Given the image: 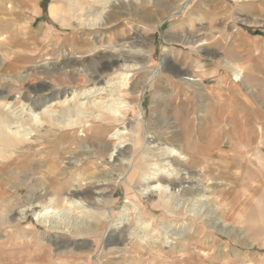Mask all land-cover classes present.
Wrapping results in <instances>:
<instances>
[{
	"label": "rangeland",
	"instance_id": "obj_1",
	"mask_svg": "<svg viewBox=\"0 0 264 264\" xmlns=\"http://www.w3.org/2000/svg\"><path fill=\"white\" fill-rule=\"evenodd\" d=\"M255 31L264 0H0V103L40 120L28 140H0V264H264V100L233 75L238 34ZM124 72L119 116L41 118L85 89L112 98ZM49 198L74 200L90 229L40 225ZM190 202L210 213H186ZM137 221L151 246L128 237Z\"/></svg>",
	"mask_w": 264,
	"mask_h": 264
},
{
	"label": "bare ground",
	"instance_id": "obj_2",
	"mask_svg": "<svg viewBox=\"0 0 264 264\" xmlns=\"http://www.w3.org/2000/svg\"><path fill=\"white\" fill-rule=\"evenodd\" d=\"M123 61H132V64L124 66L126 68H134L136 64H138L137 58H132L130 60L124 58ZM70 67L73 68L74 66L71 65ZM129 74L125 72L121 73L113 82L110 83L108 92L109 94H112V98L104 99L102 97H94L92 89H85L82 92L76 93L77 97H79V100L76 104L73 105V107H65L61 110H54L51 107H47L40 112L41 118L42 116H44L53 126L59 128H67L76 124H85L87 118L90 117L103 119L106 116H119V114H121L119 113L120 109L123 108V101L121 97L119 95H116L115 93L118 89L127 85V77L129 76ZM233 75L235 79H238L240 76V69L233 68ZM186 78L187 84L189 81L195 80L194 77L190 76ZM145 83L146 80H143L141 82V85H144ZM101 90H107L106 86L101 87ZM138 91H140V89ZM84 98L87 101L81 100ZM10 103L11 102L9 101L0 103V140L22 143V141L28 140L30 135H32V129L28 124L36 125L40 123L39 114L33 112L24 114L22 113V110L18 112L19 110L16 111L14 108H11ZM122 131L123 129L116 131L113 136L120 139ZM162 151L164 155H177L181 153L179 151V148L177 149L173 146H167ZM151 171L153 172L154 176L162 172L167 175L171 174V171H169L167 168L159 167L157 164H153V166H151ZM149 179H151L150 176L147 180ZM153 188L155 189V191H161V193L164 195L168 190L167 185L158 182L153 185ZM148 189L145 190L147 191ZM171 199H173V197L168 195L166 202H170ZM66 204L67 205L65 207L57 209L56 207H53L51 198H49L48 200H45V202L39 203V208L33 210L32 215L40 225L44 226L47 229L54 230L62 227V229L71 232L78 230H89L91 227L89 221L91 218H93L92 214L89 215L85 213L80 216H75L72 214V211L76 208L79 209L80 206L75 204L74 200L72 199H69ZM184 211L188 214H192L193 216L200 215L202 211H205V213H203L204 216L210 213V210L206 208V204L204 202H190L185 206ZM125 215H127L126 211L122 210L118 217L119 224L123 223ZM137 224V228L133 231H130L128 233V237L137 240L145 246H151V244L153 243L151 238L154 232L152 229H149L151 226L149 225L150 227L148 228V224H141L138 221ZM168 228L169 227H167V229ZM176 231L177 232L175 234L178 238V230ZM118 239L120 240L121 238ZM123 257L125 258L124 255L122 256V258Z\"/></svg>",
	"mask_w": 264,
	"mask_h": 264
},
{
	"label": "crops",
	"instance_id": "obj_3",
	"mask_svg": "<svg viewBox=\"0 0 264 264\" xmlns=\"http://www.w3.org/2000/svg\"><path fill=\"white\" fill-rule=\"evenodd\" d=\"M253 32V31H251ZM240 32L238 59L235 62L240 72L252 77L250 85L255 86L257 93L264 100V35L262 33ZM244 71V72H243Z\"/></svg>",
	"mask_w": 264,
	"mask_h": 264
}]
</instances>
